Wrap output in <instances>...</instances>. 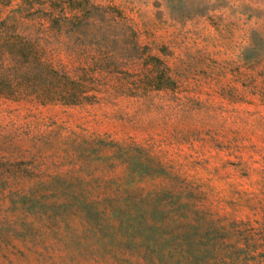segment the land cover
I'll list each match as a JSON object with an SVG mask.
<instances>
[{"label": "rangeland", "instance_id": "1", "mask_svg": "<svg viewBox=\"0 0 264 264\" xmlns=\"http://www.w3.org/2000/svg\"><path fill=\"white\" fill-rule=\"evenodd\" d=\"M0 81V264H264V0H0Z\"/></svg>", "mask_w": 264, "mask_h": 264}, {"label": "trees", "instance_id": "2", "mask_svg": "<svg viewBox=\"0 0 264 264\" xmlns=\"http://www.w3.org/2000/svg\"><path fill=\"white\" fill-rule=\"evenodd\" d=\"M2 42V47L4 48V50H6L8 53H11V54H13V52L15 51L14 50V48H12V45L9 43V38H6V37H3V41H1ZM20 49H22V47H20ZM52 73H56V71L55 70H50ZM155 78H157V80H155L156 82V84H154L153 85V87H155V88H157V89H159V88H162L163 87V85L162 84H160L159 83V80L160 81H162V79H163V74H162V72H158V74H157V76L155 77ZM167 79V81H168V78H166ZM6 84H7V82H4V81H0V95H4V94H6V95H8V93H5L4 91V87L6 86ZM9 87L10 86H8V89H9ZM12 87V86H11ZM73 92V94L72 95H77L74 91H69L68 93H72ZM78 93V92H77ZM77 100H69L68 102L69 103H75ZM183 204H180L179 202H177V201H174L173 202V207H175V208H180V206H182Z\"/></svg>", "mask_w": 264, "mask_h": 264}]
</instances>
